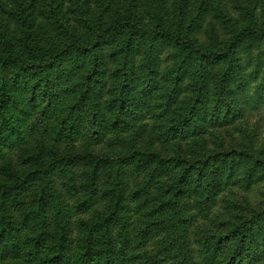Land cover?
Returning <instances> with one entry per match:
<instances>
[{"label":"rangeland","instance_id":"rangeland-1","mask_svg":"<svg viewBox=\"0 0 264 264\" xmlns=\"http://www.w3.org/2000/svg\"><path fill=\"white\" fill-rule=\"evenodd\" d=\"M116 6L131 7L146 27L191 37L206 51L226 49L242 27L264 26V0H0V57L29 55L24 39L31 57L62 50L71 37L89 43L86 23L104 25ZM132 39L117 32L94 54L61 56L47 81L12 64L2 68L3 223L19 226L21 236L43 226L49 243L64 235L75 249L83 234L78 222L99 223L114 213L128 223L110 226L109 236L117 246L127 245V255L146 251L153 264H176L188 249L199 261L194 255L203 246L222 245L215 264L231 262L238 240L220 243V237L238 223L259 226L264 213V39L242 37L232 57L203 62L202 76L211 85L228 70L235 79L209 100L200 99L192 53L158 44L160 60H144L147 54L142 59L143 73L152 69L156 82L138 69L129 71L124 106L118 97L127 76L124 54L132 56L130 47L137 48ZM178 74L187 81L173 90ZM228 106L240 115L233 125L222 118ZM22 182V204L15 206L14 189ZM89 196L90 208L76 211ZM25 219L33 226H24ZM94 235L95 246L109 237L99 226ZM236 264H264V238L247 243Z\"/></svg>","mask_w":264,"mask_h":264},{"label":"trees","instance_id":"trees-1","mask_svg":"<svg viewBox=\"0 0 264 264\" xmlns=\"http://www.w3.org/2000/svg\"><path fill=\"white\" fill-rule=\"evenodd\" d=\"M129 6V5H128ZM118 8L115 13L112 11L109 13V18L105 20L104 25L103 21H99L100 23H95V26L90 25L88 22L86 23L89 30L90 37L92 39L89 43H81L78 38L71 37L69 44H67L62 50L57 52H53L47 57H43L42 55H36L35 57H31L33 52H31V45H29L28 41L24 39L25 49H29L26 57L23 55H19L17 53H8L4 57H0V72L5 65L12 64L14 67L18 68L21 73L31 74L34 76H40L46 78V81L49 78V69L55 67V65L59 62L60 57L65 56H73V52H89L90 54H94L98 49L99 45L105 41L108 37H112L114 33L117 32H126L127 35L133 37L132 43L136 40L137 48L135 49L133 46L130 47L132 50V56L129 53L124 54V60L127 64L126 69H124L123 73L127 76L124 78V88L122 94L118 97L121 104H126V101H129L126 98L125 89L130 88L129 85V71L138 69L140 74L150 75V82L155 83L156 81H152V77H155L156 73L150 69L147 73H143V69L146 66L143 62V57L145 54L148 56L144 60H148L151 58H156L160 60V55L155 56L156 46L158 44H167L173 49H175L178 53H181L183 50L192 53L193 58H195L198 68V79L196 82L199 84V91L202 92L200 94V99L209 100L211 97H215L216 90L220 94L221 90L225 88L224 82L226 86L231 87L234 83L235 79L230 76L229 70L225 72L219 83H215L213 85L210 84L208 80H205L202 76L203 73L200 69H202L203 62L207 60H224L232 57L233 49L235 47V42H237L242 37H251L256 41H260L264 39V26L260 28H251V27H242L239 31H237L231 42L229 47L224 50H201L194 40L184 34H180L174 32L166 27L156 26V27H146L141 21L140 17L135 13L131 12V7H121L116 6ZM148 45V49L144 51L143 46ZM153 45V47H151ZM77 53V54H78ZM186 53L187 55H190ZM195 56V57H194ZM76 57V56H75ZM74 66H78L77 62H74ZM159 66V63H158ZM80 67V66H79ZM81 68V67H80ZM78 68L74 77L81 72L82 68ZM80 69V71H78ZM235 73V71H234ZM232 75V74H231ZM186 76L181 79V75L178 74L176 79H173V90L176 88H182L185 84ZM47 90V89H46ZM44 91L43 95L45 97H49V93ZM105 93L101 92L99 94V100L104 101ZM179 95H176L174 99L178 100ZM196 103H198L197 97H195ZM87 101H91V97H87ZM109 101V100H106ZM222 103V102H219ZM112 110V104L107 109V112L110 113ZM106 111H104L100 116L105 117ZM232 116V117H231ZM230 119V124L233 125L240 120V115L235 111L234 107H226L222 113V118ZM79 163L80 161H76ZM179 173H181L179 171ZM22 188L14 189L15 193L13 195L12 203L16 206L21 205V195L25 190L24 182L21 183ZM71 188L72 185L70 184ZM73 190V189H71ZM71 193H75L76 191H70ZM92 201L90 200V196L78 203L76 205V211L82 213L87 211L90 208ZM263 218L259 219V226L249 224V223H238L234 225L227 234H224L220 237L219 241H229L231 237L237 238V243L235 244V250L231 257V262H227L226 264H236L237 260L240 259L241 254L244 251L245 245L247 243H252L257 238L262 237L263 228H264V213H262ZM118 214L110 213L108 216L102 218V222L99 223H89L85 221L78 222L79 230L83 232L77 238V246L75 249L72 247V239L66 237L64 235H60L58 240L55 243L48 242V232L44 229V227H40L41 230L39 233L35 235H20V227L11 223H3V213H0V264H153L150 262L151 256L146 253V251L140 253H129L127 255V245L122 244L121 246H117L112 238L109 236L110 226H115L119 228H125L127 225V221ZM33 221H29L25 219L23 221L24 226H33ZM4 224V225H3ZM98 224V225H97ZM241 224V225H240ZM99 226L102 228V232L108 238L106 241H103L102 245L95 246L94 242V232ZM147 232H144L142 236L143 242H146ZM125 236L119 235L118 238L122 239ZM107 242V243H106ZM222 245L220 246L221 249ZM184 252L186 250L181 248ZM217 247L213 246H203L200 252L194 257L198 258L199 261H195L192 258L191 253L194 252L193 249H188L187 253H184V260L176 264H185L187 261L191 259L190 264H215L217 256H215V252L218 253L220 250ZM173 251L175 249H172ZM221 251V250H220ZM189 259V260H188Z\"/></svg>","mask_w":264,"mask_h":264}]
</instances>
